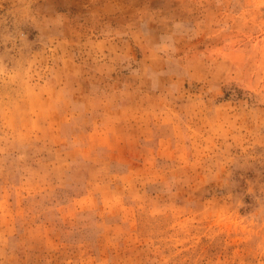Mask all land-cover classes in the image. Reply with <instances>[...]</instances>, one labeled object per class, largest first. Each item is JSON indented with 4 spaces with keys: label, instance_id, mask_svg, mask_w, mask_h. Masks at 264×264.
I'll return each instance as SVG.
<instances>
[{
    "label": "rangeland",
    "instance_id": "374dc122",
    "mask_svg": "<svg viewBox=\"0 0 264 264\" xmlns=\"http://www.w3.org/2000/svg\"><path fill=\"white\" fill-rule=\"evenodd\" d=\"M41 8L0 0V30L14 32ZM21 30L36 38L34 28ZM66 35L82 75L38 92L25 82L22 112L7 128L0 121V264H264V225L249 198L229 207L214 182L193 191L174 180L201 173L225 148L241 151L255 125L188 124V97L195 104L207 81L170 84L168 99H113L128 73L109 81L96 71L105 34L77 27ZM222 44L213 55H229ZM215 87L205 103L214 96L236 114L255 104L235 82ZM145 91L158 96L159 81Z\"/></svg>",
    "mask_w": 264,
    "mask_h": 264
},
{
    "label": "clouds",
    "instance_id": "9594fccd",
    "mask_svg": "<svg viewBox=\"0 0 264 264\" xmlns=\"http://www.w3.org/2000/svg\"><path fill=\"white\" fill-rule=\"evenodd\" d=\"M38 2L41 10L35 15L25 12L14 32L0 30V121L4 128L22 112V103L28 99L22 94L25 82L38 92L53 83L67 86L82 75V66L69 54L66 34L77 27L98 29L105 34L107 50V56L103 50L98 53V59L104 61L96 69L100 77L111 81L113 73H128L122 89L113 87V99H168L170 84L207 81L211 86L195 104L188 97V124L220 122L227 131L237 120L255 125L241 151L225 148L201 173L183 174L174 180L193 191L214 182L229 207L243 208L249 198L264 225V0ZM58 6L65 10L59 11ZM22 25L36 30L33 41L21 30ZM221 41L228 56L213 55ZM132 48L140 50L139 59ZM233 52L239 59H233ZM221 79L247 89L255 104L236 114L217 107L214 96L205 103L203 96L218 94L215 85ZM151 80L159 81L158 96L145 91Z\"/></svg>",
    "mask_w": 264,
    "mask_h": 264
}]
</instances>
